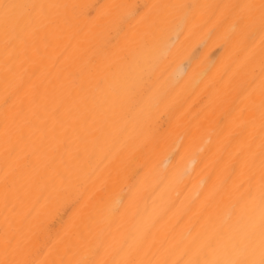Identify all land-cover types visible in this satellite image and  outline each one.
Returning <instances> with one entry per match:
<instances>
[{"label":"bare ground","instance_id":"6f19581e","mask_svg":"<svg viewBox=\"0 0 264 264\" xmlns=\"http://www.w3.org/2000/svg\"><path fill=\"white\" fill-rule=\"evenodd\" d=\"M0 264H264V0H0Z\"/></svg>","mask_w":264,"mask_h":264}]
</instances>
